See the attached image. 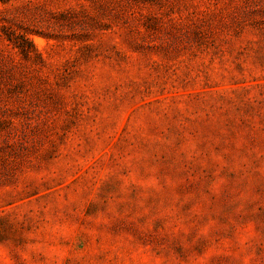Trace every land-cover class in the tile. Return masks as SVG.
Here are the masks:
<instances>
[{"label":"rangeland","instance_id":"374dc122","mask_svg":"<svg viewBox=\"0 0 264 264\" xmlns=\"http://www.w3.org/2000/svg\"><path fill=\"white\" fill-rule=\"evenodd\" d=\"M0 264H264V0H0Z\"/></svg>","mask_w":264,"mask_h":264}]
</instances>
